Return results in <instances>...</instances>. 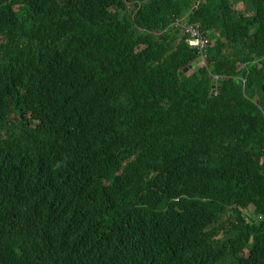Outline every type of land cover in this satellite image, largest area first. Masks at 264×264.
I'll list each match as a JSON object with an SVG mask.
<instances>
[{
	"label": "trees",
	"instance_id": "obj_1",
	"mask_svg": "<svg viewBox=\"0 0 264 264\" xmlns=\"http://www.w3.org/2000/svg\"><path fill=\"white\" fill-rule=\"evenodd\" d=\"M0 264H264V0H0Z\"/></svg>",
	"mask_w": 264,
	"mask_h": 264
},
{
	"label": "built area",
	"instance_id": "obj_2",
	"mask_svg": "<svg viewBox=\"0 0 264 264\" xmlns=\"http://www.w3.org/2000/svg\"><path fill=\"white\" fill-rule=\"evenodd\" d=\"M185 33L187 35H190V45L193 47H197V50H199V54H201V52L205 50V47L207 45V40L203 37L202 32L198 28L187 26L185 29Z\"/></svg>",
	"mask_w": 264,
	"mask_h": 264
},
{
	"label": "water",
	"instance_id": "obj_3",
	"mask_svg": "<svg viewBox=\"0 0 264 264\" xmlns=\"http://www.w3.org/2000/svg\"><path fill=\"white\" fill-rule=\"evenodd\" d=\"M201 63H202V59L201 58L195 60L191 65H189L186 68V71H192L193 69H195L196 67H198ZM217 83L219 85L218 89H220L221 88L222 81L221 80H218L217 82L215 81L213 84L216 85Z\"/></svg>",
	"mask_w": 264,
	"mask_h": 264
},
{
	"label": "rangeland",
	"instance_id": "obj_4",
	"mask_svg": "<svg viewBox=\"0 0 264 264\" xmlns=\"http://www.w3.org/2000/svg\"><path fill=\"white\" fill-rule=\"evenodd\" d=\"M239 8L242 9V6L239 5ZM182 20H183V22L185 21L184 19H182ZM189 72H190V71H189ZM250 212H251V208H249V209L246 210V213H247V214H251Z\"/></svg>",
	"mask_w": 264,
	"mask_h": 264
}]
</instances>
